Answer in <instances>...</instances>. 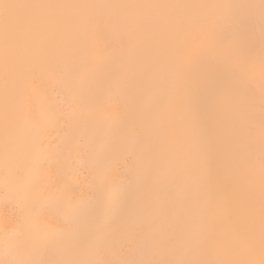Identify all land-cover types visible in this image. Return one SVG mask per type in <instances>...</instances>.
Instances as JSON below:
<instances>
[{
  "label": "snow or ice",
  "instance_id": "6c2138e0",
  "mask_svg": "<svg viewBox=\"0 0 264 264\" xmlns=\"http://www.w3.org/2000/svg\"><path fill=\"white\" fill-rule=\"evenodd\" d=\"M0 264H264V0H0Z\"/></svg>",
  "mask_w": 264,
  "mask_h": 264
},
{
  "label": "bare ground",
  "instance_id": "6f19581e",
  "mask_svg": "<svg viewBox=\"0 0 264 264\" xmlns=\"http://www.w3.org/2000/svg\"><path fill=\"white\" fill-rule=\"evenodd\" d=\"M187 39L189 40V42H196L197 41V34L195 32L189 34V36L187 37ZM254 55V59H255V69H254V75L256 77L257 80V84H259V66H260V59H261V49L259 46V42L257 41L256 44V48H255V52L253 53ZM57 137H59L60 134H56Z\"/></svg>",
  "mask_w": 264,
  "mask_h": 264
}]
</instances>
